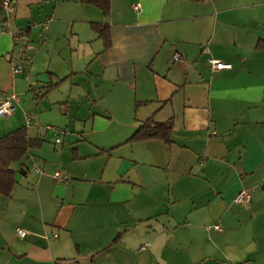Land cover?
I'll list each match as a JSON object with an SVG mask.
<instances>
[{"label":"crops","instance_id":"1","mask_svg":"<svg viewBox=\"0 0 264 264\" xmlns=\"http://www.w3.org/2000/svg\"><path fill=\"white\" fill-rule=\"evenodd\" d=\"M10 93L0 137L34 144L0 192V264H264V0H0ZM150 118L173 120L170 142L129 141Z\"/></svg>","mask_w":264,"mask_h":264},{"label":"trees","instance_id":"2","mask_svg":"<svg viewBox=\"0 0 264 264\" xmlns=\"http://www.w3.org/2000/svg\"><path fill=\"white\" fill-rule=\"evenodd\" d=\"M82 3L93 4L103 10L106 14L111 11V0H81ZM93 29L105 39L108 47L111 43L109 26L106 24L95 23ZM173 120L159 122L150 118L146 120L132 135L129 141L146 140L151 138H161L166 142L171 141ZM34 144L28 138L25 128L17 129L5 136L0 137V192L6 196H11L16 184V170L12 167L13 163L20 161L27 153L28 149ZM264 190V186H263ZM117 236L115 241L120 238Z\"/></svg>","mask_w":264,"mask_h":264},{"label":"built area","instance_id":"3","mask_svg":"<svg viewBox=\"0 0 264 264\" xmlns=\"http://www.w3.org/2000/svg\"><path fill=\"white\" fill-rule=\"evenodd\" d=\"M17 3H18V0H2V5H3L4 9L11 14L15 12ZM134 9L139 10L140 5L135 4ZM3 29H4V31H7L11 34V36L13 37V41L15 43L20 41V39L22 37L21 34L11 30L8 23H5L3 25ZM173 59L175 61H178V62H183L185 60L184 57L179 52H176L174 54ZM29 60H31L30 57H28L27 59H22L18 56H13L11 59V65H12L13 73L16 75L22 74L26 77V79H28L29 74H27L28 73L27 63L29 62ZM209 62H210L211 67L214 71L223 70V69H231L233 67L231 63H226V62H223L221 60L214 59V58H211L209 60ZM38 87L41 88L42 85H39ZM17 102H20V100H19V97L15 93H10L6 98L1 100L0 101V117H7V116L12 115L16 110ZM32 119H33V115L28 114L27 115L28 124L32 121ZM48 128L49 129H55L53 126H48ZM60 133H64V131L60 130ZM57 141L59 142L60 139H57ZM37 170H39L38 167H37ZM55 176L58 179H62L63 174L60 171H58L55 173ZM250 198H251L250 192L248 190L243 189L238 193V195L235 198V201L238 203L247 204L249 202ZM216 228L220 229V226H216ZM18 233L21 236H25L27 232L23 229H18ZM149 246H150V242H147L141 246V250H144Z\"/></svg>","mask_w":264,"mask_h":264},{"label":"water","instance_id":"4","mask_svg":"<svg viewBox=\"0 0 264 264\" xmlns=\"http://www.w3.org/2000/svg\"><path fill=\"white\" fill-rule=\"evenodd\" d=\"M203 264H227V263L212 259L205 261Z\"/></svg>","mask_w":264,"mask_h":264},{"label":"clouds","instance_id":"5","mask_svg":"<svg viewBox=\"0 0 264 264\" xmlns=\"http://www.w3.org/2000/svg\"><path fill=\"white\" fill-rule=\"evenodd\" d=\"M256 99H257V101H258V100H259V97H257Z\"/></svg>","mask_w":264,"mask_h":264},{"label":"rangeland","instance_id":"6","mask_svg":"<svg viewBox=\"0 0 264 264\" xmlns=\"http://www.w3.org/2000/svg\"><path fill=\"white\" fill-rule=\"evenodd\" d=\"M28 74V73H27Z\"/></svg>","mask_w":264,"mask_h":264}]
</instances>
